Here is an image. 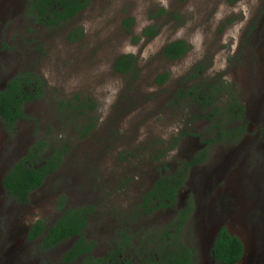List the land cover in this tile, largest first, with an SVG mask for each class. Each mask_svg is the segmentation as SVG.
<instances>
[{"label":"rangeland","instance_id":"1","mask_svg":"<svg viewBox=\"0 0 264 264\" xmlns=\"http://www.w3.org/2000/svg\"><path fill=\"white\" fill-rule=\"evenodd\" d=\"M229 1L91 0L67 24L49 27L28 13L29 0H0V89L22 70L47 83L13 132L0 118V264H85L62 260L71 241L46 250L27 239L37 220L56 221L62 197L67 206H94L85 232L96 256L109 253L125 230L140 246L192 199L182 239L197 248L195 264H217L211 249L223 226L245 244L240 264H264V0ZM150 25L159 34L137 41ZM74 29L83 32L76 42L69 39ZM179 39L190 50L178 60L164 57V47ZM130 53L140 69L134 81L114 70L116 58ZM165 73L166 82L157 83ZM200 82L223 83L217 104L232 94L245 107L248 131L240 142L208 143L216 136L212 123L196 101L178 96ZM85 100L95 107L83 115ZM64 101L73 106L63 110ZM86 122L94 130L81 137ZM38 140L46 152L68 150L61 168L20 203L2 181ZM205 149L207 159L189 169L176 206L144 214L142 198L156 181Z\"/></svg>","mask_w":264,"mask_h":264},{"label":"trees","instance_id":"2","mask_svg":"<svg viewBox=\"0 0 264 264\" xmlns=\"http://www.w3.org/2000/svg\"><path fill=\"white\" fill-rule=\"evenodd\" d=\"M91 0H29L28 13L37 21L49 27H58L67 24L83 11ZM237 0H230L234 3ZM165 10L163 9L162 12ZM134 23V18L129 17L124 22L125 30L129 33ZM72 30L69 39L73 42L80 40L82 30ZM141 38L152 39L159 34L156 25H150L142 31ZM190 50V45L183 39L168 43L163 49V55L169 60H178ZM202 64L194 67L190 75L195 80L199 75ZM114 70L122 75H129L132 80L139 78L140 69L138 59L134 54H123L116 58ZM168 75L160 74L157 83L164 84ZM223 83L211 86L205 82L192 84L184 93L178 96L192 98L205 113L204 118L209 120L211 130L216 131V136L208 141L210 144L238 143L247 134L248 126L243 124L245 107L231 94L228 103H218V97L224 92ZM47 91L46 81L31 70H22L8 81L5 88L0 89V118L9 132L16 129L17 123L26 118L25 106L45 96ZM223 95V94H222ZM85 102V103H84ZM79 101V109L86 115V108L94 109L89 100ZM71 101L60 103L63 110L72 107ZM213 119L215 121H213ZM94 130L93 122L81 125L79 134L85 137ZM264 131V128H263ZM207 142V141H206ZM46 141L38 140L33 144L28 153L17 160L3 178V186L8 196L20 203H29L31 194L40 189L47 178L57 172L67 153L66 146H52L46 152ZM208 156V150L182 164V168L169 177H161L142 198L141 209L144 214L174 208L178 199V190L182 188L189 169L203 163ZM193 200L179 210L169 223L156 230H151L145 235L140 246H135L134 236L128 231H122L115 241L113 248L103 256H96L94 250L96 242L86 237V228L94 211V206H67L66 197L59 200L60 216L56 221L47 226L43 220H37L28 230L29 241H39V245L46 250L71 241L70 247L63 253L62 260L72 263L79 258L85 264H195L197 248L187 244L182 239V233L188 224L193 211ZM244 252V244L240 237L223 226L216 234L211 253L217 264H238Z\"/></svg>","mask_w":264,"mask_h":264},{"label":"flooded vegetation","instance_id":"3","mask_svg":"<svg viewBox=\"0 0 264 264\" xmlns=\"http://www.w3.org/2000/svg\"><path fill=\"white\" fill-rule=\"evenodd\" d=\"M231 234H233V233H231ZM236 235V234H235ZM239 237V236H238ZM242 240V239H241ZM242 242H243V240H242ZM243 244H244V242H243ZM244 256H245V244H244V252H243V255H242V258L240 259V261H239V263L238 264H240L241 263V261H242V259L244 258ZM214 258V257H213ZM215 260V259H214Z\"/></svg>","mask_w":264,"mask_h":264}]
</instances>
